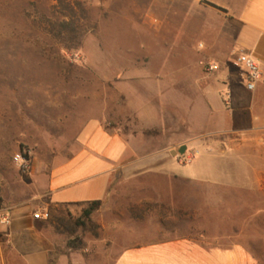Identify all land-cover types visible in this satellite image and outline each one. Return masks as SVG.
<instances>
[{
  "label": "rangeland",
  "instance_id": "rangeland-1",
  "mask_svg": "<svg viewBox=\"0 0 264 264\" xmlns=\"http://www.w3.org/2000/svg\"><path fill=\"white\" fill-rule=\"evenodd\" d=\"M64 5L73 6L82 32L75 53L49 31L52 23L69 20ZM178 9L157 7L155 0H0V204L9 209L32 198L36 174L73 150L77 131L90 118L124 135L141 165L126 172L92 214L96 229L87 225L60 235L42 224L54 239V264H112L118 247L134 241L137 232H155L161 221L154 204L159 177L146 171L162 159L171 162L157 168L171 165L181 175L250 178L241 154L227 148L220 154L213 113L219 105L213 100L209 108L202 101L203 89L220 82L222 20L214 11L188 20L186 8ZM208 64L217 69L208 72ZM182 145L186 152L170 157L168 151ZM17 151L32 158L31 173L14 164ZM60 209L73 219L82 212L77 206ZM130 210L143 216L133 218ZM43 211L48 208L31 209ZM164 222L165 228L185 223ZM1 235L0 264H24Z\"/></svg>",
  "mask_w": 264,
  "mask_h": 264
},
{
  "label": "crops",
  "instance_id": "crops-1",
  "mask_svg": "<svg viewBox=\"0 0 264 264\" xmlns=\"http://www.w3.org/2000/svg\"><path fill=\"white\" fill-rule=\"evenodd\" d=\"M155 6H170L172 12L186 8L188 20L207 11L220 16V82L203 89L202 101L209 108L213 100L219 105L213 113L220 154L227 149L241 154L250 178L181 175L171 165L157 168L171 162L160 160L146 171L159 177L154 200L159 227L137 232L134 241L119 246L112 264H264V82L248 91L241 70L233 65L238 52L264 63V0H155ZM136 154L124 135L104 129L100 119L85 120L73 150L41 176L36 174L34 196L9 207L11 225L0 229L6 243L24 264H54V239L31 209L106 201L126 172L140 169L132 157ZM227 193L234 196L229 200ZM178 218L185 223L165 228L164 220ZM57 264L67 263L60 259Z\"/></svg>",
  "mask_w": 264,
  "mask_h": 264
},
{
  "label": "trees",
  "instance_id": "trees-1",
  "mask_svg": "<svg viewBox=\"0 0 264 264\" xmlns=\"http://www.w3.org/2000/svg\"><path fill=\"white\" fill-rule=\"evenodd\" d=\"M210 6L220 10L217 6L210 4ZM65 10L64 17H68V21L52 23L49 27L50 33H53L55 36L59 37L62 41L64 47L75 53L80 50L82 46V32L79 26L74 21V8L70 5L62 6ZM83 11V10H82ZM108 130L107 128H104ZM102 205V201H91V202H81L74 204H59L56 206H49L48 208V218L46 220L40 221L41 224L49 223L53 227L55 233L57 234H69L73 235L79 227H86L87 225L91 226V229H96L97 226L93 224L91 216L94 212L98 211ZM67 206H77L82 207V212L77 219H73L68 213H65L60 208ZM146 212V211H145ZM130 213L133 218H140L141 214L130 210ZM93 231V230H92ZM94 235L96 232L94 231ZM2 236V235H1ZM3 238V236H2ZM2 243H6V239L1 240ZM78 247L79 245H75Z\"/></svg>",
  "mask_w": 264,
  "mask_h": 264
},
{
  "label": "built area",
  "instance_id": "built-area-1",
  "mask_svg": "<svg viewBox=\"0 0 264 264\" xmlns=\"http://www.w3.org/2000/svg\"><path fill=\"white\" fill-rule=\"evenodd\" d=\"M234 66L238 67L241 72L240 76L244 81L245 87L248 91H255L257 84L264 82V63L238 52L235 55ZM217 69L216 64H208L207 71L212 72ZM194 156V154H193ZM14 164L23 172L31 173L33 171V161L30 155L25 151H17L13 155ZM35 220H46L48 218L47 211L36 212L33 214ZM11 225V215L9 209L0 204V228H8ZM3 236L6 235L3 232Z\"/></svg>",
  "mask_w": 264,
  "mask_h": 264
},
{
  "label": "water",
  "instance_id": "water-1",
  "mask_svg": "<svg viewBox=\"0 0 264 264\" xmlns=\"http://www.w3.org/2000/svg\"><path fill=\"white\" fill-rule=\"evenodd\" d=\"M186 152V146L182 145L177 150H172L170 154L172 156L183 155Z\"/></svg>",
  "mask_w": 264,
  "mask_h": 264
}]
</instances>
